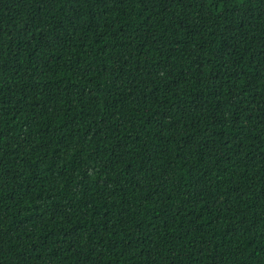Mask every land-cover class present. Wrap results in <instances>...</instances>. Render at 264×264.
<instances>
[{
  "label": "trees",
  "instance_id": "trees-1",
  "mask_svg": "<svg viewBox=\"0 0 264 264\" xmlns=\"http://www.w3.org/2000/svg\"><path fill=\"white\" fill-rule=\"evenodd\" d=\"M0 264H264V0H0Z\"/></svg>",
  "mask_w": 264,
  "mask_h": 264
}]
</instances>
